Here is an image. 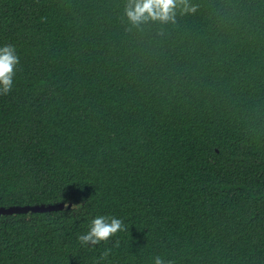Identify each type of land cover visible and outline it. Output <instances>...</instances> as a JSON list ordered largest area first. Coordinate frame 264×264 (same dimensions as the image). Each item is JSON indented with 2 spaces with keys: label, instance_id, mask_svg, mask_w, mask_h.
Masks as SVG:
<instances>
[{
  "label": "trees",
  "instance_id": "1",
  "mask_svg": "<svg viewBox=\"0 0 264 264\" xmlns=\"http://www.w3.org/2000/svg\"><path fill=\"white\" fill-rule=\"evenodd\" d=\"M127 2L0 0V206L67 204L0 215V264H264V0ZM99 215L126 230L82 246Z\"/></svg>",
  "mask_w": 264,
  "mask_h": 264
},
{
  "label": "clouds",
  "instance_id": "2",
  "mask_svg": "<svg viewBox=\"0 0 264 264\" xmlns=\"http://www.w3.org/2000/svg\"><path fill=\"white\" fill-rule=\"evenodd\" d=\"M177 10L183 15L195 13L197 8L196 5L190 3V0H128L124 9L128 21L135 27L149 21L174 24ZM18 63L19 57L13 45L0 47V96L7 95L12 90L15 67ZM125 230L126 225L121 219L99 215L89 222L88 230L78 236V241L82 246H95ZM118 246L117 241L114 247ZM110 253L111 249L105 250L100 260H105ZM153 264H165V261L157 255L153 258Z\"/></svg>",
  "mask_w": 264,
  "mask_h": 264
},
{
  "label": "water",
  "instance_id": "3",
  "mask_svg": "<svg viewBox=\"0 0 264 264\" xmlns=\"http://www.w3.org/2000/svg\"><path fill=\"white\" fill-rule=\"evenodd\" d=\"M69 204L68 206H70ZM67 206L65 202L59 203H37L30 205H11V206H1L0 215H14L20 213L29 212H52L55 210H62Z\"/></svg>",
  "mask_w": 264,
  "mask_h": 264
},
{
  "label": "flooded vegetation",
  "instance_id": "4",
  "mask_svg": "<svg viewBox=\"0 0 264 264\" xmlns=\"http://www.w3.org/2000/svg\"><path fill=\"white\" fill-rule=\"evenodd\" d=\"M1 207V206H0Z\"/></svg>",
  "mask_w": 264,
  "mask_h": 264
}]
</instances>
